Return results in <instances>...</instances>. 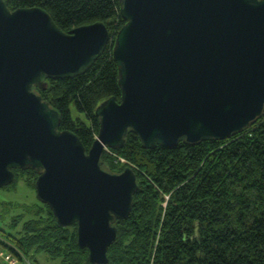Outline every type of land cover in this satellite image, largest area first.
<instances>
[{"label":"water","instance_id":"water-1","mask_svg":"<svg viewBox=\"0 0 264 264\" xmlns=\"http://www.w3.org/2000/svg\"><path fill=\"white\" fill-rule=\"evenodd\" d=\"M124 24L112 58L119 101L95 109L99 128L86 148L60 130L38 89L84 73L109 42L96 21L65 32L39 7L0 0V188L15 169L37 172L35 193L93 264L108 262L138 187L131 167L112 172L107 149L133 132L144 148L224 140L264 113V0H118Z\"/></svg>","mask_w":264,"mask_h":264},{"label":"trees","instance_id":"trees-1","mask_svg":"<svg viewBox=\"0 0 264 264\" xmlns=\"http://www.w3.org/2000/svg\"><path fill=\"white\" fill-rule=\"evenodd\" d=\"M10 9L39 7L67 32L103 22L109 31L104 51L82 74L48 79L38 89L60 116V130L75 133L88 148L97 136L95 109L121 90L112 58L117 30L124 24L118 0H6ZM117 155L116 160L110 152ZM105 150L112 172L131 167L137 189L129 215L116 220V240L106 264H264V113L249 128L224 140L173 148H144L133 132L119 149ZM33 189L37 172L15 169ZM168 196L167 199L165 198ZM165 202V206L163 203ZM9 227L0 228V246L31 263L43 253L58 264H93L77 244L76 224L60 226L51 209L13 203Z\"/></svg>","mask_w":264,"mask_h":264},{"label":"rangeland","instance_id":"rangeland-1","mask_svg":"<svg viewBox=\"0 0 264 264\" xmlns=\"http://www.w3.org/2000/svg\"><path fill=\"white\" fill-rule=\"evenodd\" d=\"M110 149H107L109 151ZM110 152V151H109ZM112 156L117 155L110 152ZM120 162H124V159L119 158ZM166 195V199H167ZM38 199L36 197L35 189L26 185L23 180H19L17 185L12 188H0V228L7 229L9 227V220L11 214L16 213L13 209V203H25L28 205H36ZM165 206V202L163 203ZM31 264H58L57 260H50L45 257L43 253H37L34 257H28Z\"/></svg>","mask_w":264,"mask_h":264},{"label":"built area","instance_id":"built-area-1","mask_svg":"<svg viewBox=\"0 0 264 264\" xmlns=\"http://www.w3.org/2000/svg\"><path fill=\"white\" fill-rule=\"evenodd\" d=\"M0 264H31V263L25 257L20 259L12 252L4 250L0 246Z\"/></svg>","mask_w":264,"mask_h":264}]
</instances>
